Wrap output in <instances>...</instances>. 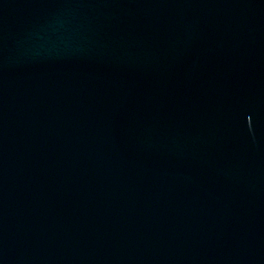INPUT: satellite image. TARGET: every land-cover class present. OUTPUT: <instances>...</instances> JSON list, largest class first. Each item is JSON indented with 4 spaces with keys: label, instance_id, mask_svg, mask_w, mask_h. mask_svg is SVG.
<instances>
[{
    "label": "water",
    "instance_id": "obj_1",
    "mask_svg": "<svg viewBox=\"0 0 264 264\" xmlns=\"http://www.w3.org/2000/svg\"><path fill=\"white\" fill-rule=\"evenodd\" d=\"M0 264H264V0H0Z\"/></svg>",
    "mask_w": 264,
    "mask_h": 264
}]
</instances>
